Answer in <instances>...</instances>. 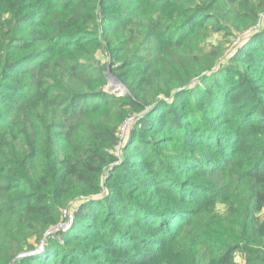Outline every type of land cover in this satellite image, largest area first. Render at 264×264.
Segmentation results:
<instances>
[{
  "label": "trees",
  "instance_id": "1",
  "mask_svg": "<svg viewBox=\"0 0 264 264\" xmlns=\"http://www.w3.org/2000/svg\"><path fill=\"white\" fill-rule=\"evenodd\" d=\"M0 264H264V0H0Z\"/></svg>",
  "mask_w": 264,
  "mask_h": 264
},
{
  "label": "built area",
  "instance_id": "2",
  "mask_svg": "<svg viewBox=\"0 0 264 264\" xmlns=\"http://www.w3.org/2000/svg\"><path fill=\"white\" fill-rule=\"evenodd\" d=\"M75 210V208H70V209H65L63 210V216L65 217L64 221H62L61 223L57 224L56 226L52 227L47 234L51 233V232H55V231H66L69 229V227L71 226L72 222H73V216H72V212ZM43 249V245L42 243L40 245H38L34 250L30 251V252H23L20 254V257H26L29 255H34V254H38L42 251Z\"/></svg>",
  "mask_w": 264,
  "mask_h": 264
},
{
  "label": "water",
  "instance_id": "3",
  "mask_svg": "<svg viewBox=\"0 0 264 264\" xmlns=\"http://www.w3.org/2000/svg\"><path fill=\"white\" fill-rule=\"evenodd\" d=\"M104 90L115 94H123L126 91V87L114 76L110 75Z\"/></svg>",
  "mask_w": 264,
  "mask_h": 264
},
{
  "label": "rangeland",
  "instance_id": "4",
  "mask_svg": "<svg viewBox=\"0 0 264 264\" xmlns=\"http://www.w3.org/2000/svg\"><path fill=\"white\" fill-rule=\"evenodd\" d=\"M239 260V259H238Z\"/></svg>",
  "mask_w": 264,
  "mask_h": 264
}]
</instances>
